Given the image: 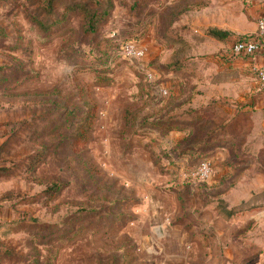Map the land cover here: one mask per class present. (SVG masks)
Listing matches in <instances>:
<instances>
[{"label":"rangeland","instance_id":"rangeland-1","mask_svg":"<svg viewBox=\"0 0 264 264\" xmlns=\"http://www.w3.org/2000/svg\"><path fill=\"white\" fill-rule=\"evenodd\" d=\"M190 1L0 0V264H264V85Z\"/></svg>","mask_w":264,"mask_h":264},{"label":"crops","instance_id":"crops-1","mask_svg":"<svg viewBox=\"0 0 264 264\" xmlns=\"http://www.w3.org/2000/svg\"><path fill=\"white\" fill-rule=\"evenodd\" d=\"M190 3L194 5L197 4L195 0L190 1L189 4ZM199 5L198 14L205 21L199 24L191 22V24H188V26L190 25L188 28L214 30L215 33L198 31L200 35H197H199L202 40L205 39V43L211 44L217 53L230 48L240 37L249 36L250 38H256V21L257 19L264 18V0H200ZM191 37L194 36L192 34L188 36L187 34V42L191 41ZM263 61L264 40L258 52L253 55L245 56L244 59L237 57L232 65L236 64L235 67L239 70L238 73L241 75L243 71L250 73L255 72ZM254 100H256L255 104L252 103L253 108L250 110L256 112L258 107V110L264 115V89L262 95L256 96ZM262 129L264 134V127ZM262 143L264 147V136Z\"/></svg>","mask_w":264,"mask_h":264},{"label":"built area","instance_id":"built-area-1","mask_svg":"<svg viewBox=\"0 0 264 264\" xmlns=\"http://www.w3.org/2000/svg\"><path fill=\"white\" fill-rule=\"evenodd\" d=\"M264 40V18H260L257 21V37L250 39L236 40L231 46V52L235 55H253L258 52L262 47ZM121 53L125 57L139 59L143 57L145 50L141 46L135 43L126 42L121 43ZM257 79L264 85V61L257 70ZM164 92V91H163ZM210 165L207 161L203 160L199 162L194 171H192V177L207 178L210 175Z\"/></svg>","mask_w":264,"mask_h":264},{"label":"trees","instance_id":"trees-1","mask_svg":"<svg viewBox=\"0 0 264 264\" xmlns=\"http://www.w3.org/2000/svg\"><path fill=\"white\" fill-rule=\"evenodd\" d=\"M95 22H96V19L95 18H91V24H89L90 25V29H93L92 26H93V23H95ZM212 32L215 33L214 30H211V33ZM238 39L239 40H241V39H250V37L249 36H243V37H240ZM118 46L120 47V43L118 44ZM85 121H87V123H88V121H89L88 116H87V118H85ZM87 129H88L87 126L86 127H82V126L79 127V129L77 131V134L75 135V137L73 139V143L72 144H73L74 147H78L79 145H81L82 143L85 142ZM199 162L194 166L195 168L199 164Z\"/></svg>","mask_w":264,"mask_h":264}]
</instances>
